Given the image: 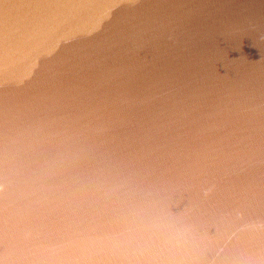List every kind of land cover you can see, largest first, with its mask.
I'll list each match as a JSON object with an SVG mask.
<instances>
[{
  "label": "water",
  "instance_id": "95a60500",
  "mask_svg": "<svg viewBox=\"0 0 264 264\" xmlns=\"http://www.w3.org/2000/svg\"><path fill=\"white\" fill-rule=\"evenodd\" d=\"M0 264H264V0H0Z\"/></svg>",
  "mask_w": 264,
  "mask_h": 264
}]
</instances>
